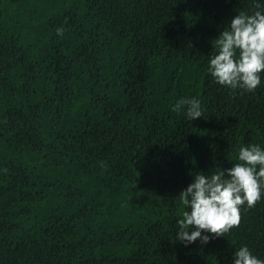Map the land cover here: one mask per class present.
Returning <instances> with one entry per match:
<instances>
[{
  "label": "trees",
  "instance_id": "trees-1",
  "mask_svg": "<svg viewBox=\"0 0 264 264\" xmlns=\"http://www.w3.org/2000/svg\"><path fill=\"white\" fill-rule=\"evenodd\" d=\"M252 5L0 0V264L264 259V196L224 237L176 240L197 172L264 149V72L254 92L208 72L211 41ZM185 98L201 118L173 111Z\"/></svg>",
  "mask_w": 264,
  "mask_h": 264
},
{
  "label": "clouds",
  "instance_id": "clouds-1",
  "mask_svg": "<svg viewBox=\"0 0 264 264\" xmlns=\"http://www.w3.org/2000/svg\"><path fill=\"white\" fill-rule=\"evenodd\" d=\"M251 13L241 11L211 41L215 53L209 58L208 72L213 80L232 90L254 92L264 72V6L253 0ZM63 29H57L62 35ZM185 110L191 121L203 115L198 99H181L173 111ZM238 162L227 170L211 174L197 172L192 183L178 197L186 211L177 221L176 240L185 246L199 240L224 237L241 222V208L254 207L264 196V149L242 146ZM189 229H194L189 231ZM207 233V235L202 234ZM233 264H264L247 246L233 254Z\"/></svg>",
  "mask_w": 264,
  "mask_h": 264
}]
</instances>
